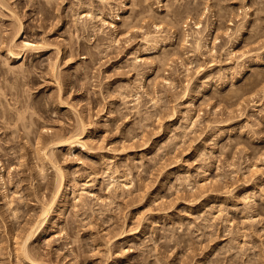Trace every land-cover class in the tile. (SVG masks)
Returning <instances> with one entry per match:
<instances>
[{
  "label": "rangeland",
  "instance_id": "1",
  "mask_svg": "<svg viewBox=\"0 0 264 264\" xmlns=\"http://www.w3.org/2000/svg\"><path fill=\"white\" fill-rule=\"evenodd\" d=\"M136 1L0 0V264H264V0Z\"/></svg>",
  "mask_w": 264,
  "mask_h": 264
},
{
  "label": "bare ground",
  "instance_id": "2",
  "mask_svg": "<svg viewBox=\"0 0 264 264\" xmlns=\"http://www.w3.org/2000/svg\"><path fill=\"white\" fill-rule=\"evenodd\" d=\"M140 0H137L136 2H139ZM99 2H100V0H99ZM107 2V1H106ZM106 2H105V4H106ZM141 2V1H140ZM104 4V2L102 1V5ZM108 4V3H107ZM139 4H141L142 5V3H139ZM109 6V5H108ZM137 6H138V4H137ZM140 7V6H139ZM143 7V6H142ZM99 10V9H98ZM101 10V9H100ZM140 10V9H139ZM135 12V9H132L131 10V14H132V12ZM141 11V10H140ZM134 12H133V15H134ZM137 12V11H136ZM135 12V13H136ZM142 12V11H141ZM166 14L164 15L165 16V18H164V20L166 19V21H167V19L169 20V18L171 19V14H169V12H165ZM99 14V13H98ZM137 14H141L140 12H137L134 16L135 17H137V19L139 20V18H138V15ZM116 15H118V14H116ZM133 15H128V16H124V17H122L123 18V22L121 21V23H122V25L124 26V28H128L129 29V27H134V26H138V25H136V22L133 20V19H135V17H133ZM156 15H157V13H156ZM130 16V17H129ZM141 16V15H140ZM154 16V15H153ZM158 16V15H157ZM132 17H133V19H132ZM149 17V16H148ZM151 17H152V13H151ZM159 17V16H158ZM167 17H169V18H167ZM117 19H121L120 17H116ZM155 18V17H154ZM161 19H162V17H161ZM130 20H133L134 21V23H131V21ZM136 20V19H135ZM160 20V19H159ZM100 23L103 25H105V24H107L106 23V21L104 20V18L102 17L101 19H100ZM132 21V22H133ZM137 21V20H136ZM153 21V20H152ZM170 21V20H169ZM171 22V21H170ZM120 23V22H119ZM121 23H120V25H121ZM169 23V22H168ZM198 24V23H197ZM101 25V26H102ZM118 25V24H117ZM121 25V26H122ZM200 25V24H199ZM199 25H197L196 27H198ZM110 26L111 27H114L115 25H114V23L112 24H110ZM108 27V26H107ZM135 28V27H134ZM199 31V30H198ZM18 32H20V31H18ZM196 33H198V32H196ZM18 35V34H17ZM196 38V37H195ZM185 39V38H184ZM200 39V38H199ZM163 40V39H162ZM33 44H31V43H29L28 41L26 42V43H24L22 46L23 47H26L27 49H39L40 47L37 45V46H32ZM39 47V48H38ZM81 47V46H80ZM195 47L196 48H198V49H200V47H201V45H200V40L198 41L197 40V38H196V40H195ZM41 49V48H40ZM72 50L73 49H71V52H72ZM8 52H9V55H7V57L8 56H10L11 58H13V59H20L21 60V58H23L22 57V55H20V52L19 51H17V52H14V50L11 48L10 49V47H9V49L7 50ZM85 55H83L82 56V58L84 57ZM6 57V58H7ZM157 57V56H156ZM162 57H163V55H162ZM9 58V57H8ZM158 58V57H157ZM10 59V58H9ZM166 58H164L163 59V61L164 62H162L161 60H160V58L158 59V61H161L160 63H162L161 65L163 66L164 65V63H166L165 60ZM19 61V60H18ZM158 61H157V63H158ZM23 64V63H22ZM25 65V64H24ZM158 65H160L159 63H158ZM21 66H23V65H21ZM161 66V67H162ZM165 66V65H164ZM27 68H29L28 66L25 68V69H23V70H26ZM161 69V68H160ZM28 70V69H27ZM28 71H30V70H28ZM28 73V72H27ZM229 92H238V89L237 90H234V91H231V90H229ZM82 121V120H81ZM81 121H79V122H81ZM82 124V122L81 123H79V125H81ZM83 126H84V123L82 124ZM81 127V126H80ZM79 127V128H80ZM77 129V128H76ZM80 129H82V128H80ZM85 129V128H84ZM78 130V129H77ZM83 130V129H82ZM79 132H81L82 134H83V131H80V130H78ZM74 132V133H73ZM76 130H74V131H72V134L71 133H69V135H68V137L66 138V137H62V140H64V141H60V139H58L59 138V136H58V138H57V140H55L56 139V135L54 136V140H52V143H54L55 145H56V147H60V146H64V144L65 143H67L68 145H75V144H79L81 147L83 146V142H81V140L82 139H80V133L79 132H77ZM81 134V135H82ZM49 138V137H48ZM52 138H53V136H52ZM66 138V139H65ZM50 140H51V137L49 138ZM54 141V142H53ZM56 141H60L59 143H55ZM65 142V143H64ZM62 143H64V144H62ZM84 147V146H83ZM84 149H85V147H84ZM42 155L44 156V158H48V156H47V153L45 152V151H43V153H42ZM48 160V159H47ZM55 162V161H54ZM51 163H52V165H53V167L55 168V170H56V172L57 173H59L60 175H62L61 173V171H59L60 169L58 168V166L57 165H55V164H57L56 162L55 163H53V161H51ZM1 178H2V176H1ZM54 199H51V200H49L48 201V203H46V205L43 207V210H42V213H40V215H42L41 217H42V220L41 221H43L45 218H46V216L48 215V212H49V210L51 209V207H52V205H53V203H54ZM40 222V221H39ZM35 226V225H34ZM39 226V225H38ZM37 226V227H38ZM37 227H35V228H37ZM30 230V232L28 231V232H26V236H25V239H24V241L21 243V245H22V247H20V248H22V253H23V255H24V257L23 258H27L28 257V259H29V262L31 261V259L29 258V254H28V249H27V241L29 240V238L30 237H32V233H34L31 229H29ZM120 234L121 233H123V231H121V232H119ZM21 250V249H20ZM35 262V261H34ZM33 262V263H34ZM36 263V262H35ZM34 263V264H35Z\"/></svg>",
  "mask_w": 264,
  "mask_h": 264
}]
</instances>
